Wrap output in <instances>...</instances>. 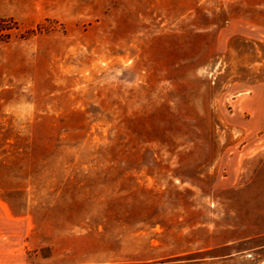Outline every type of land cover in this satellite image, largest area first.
Masks as SVG:
<instances>
[{
  "label": "rangeland",
  "instance_id": "374dc122",
  "mask_svg": "<svg viewBox=\"0 0 264 264\" xmlns=\"http://www.w3.org/2000/svg\"><path fill=\"white\" fill-rule=\"evenodd\" d=\"M259 94L264 0H0L29 264H264Z\"/></svg>",
  "mask_w": 264,
  "mask_h": 264
},
{
  "label": "crops",
  "instance_id": "0c3cea01",
  "mask_svg": "<svg viewBox=\"0 0 264 264\" xmlns=\"http://www.w3.org/2000/svg\"><path fill=\"white\" fill-rule=\"evenodd\" d=\"M257 103L264 117L263 94L258 95ZM6 199V191L0 188V264H29L31 243L28 216L16 215Z\"/></svg>",
  "mask_w": 264,
  "mask_h": 264
}]
</instances>
